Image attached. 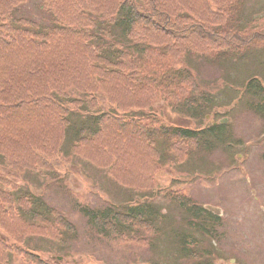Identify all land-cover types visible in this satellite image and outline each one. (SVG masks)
Instances as JSON below:
<instances>
[{
    "label": "trees",
    "instance_id": "obj_1",
    "mask_svg": "<svg viewBox=\"0 0 264 264\" xmlns=\"http://www.w3.org/2000/svg\"><path fill=\"white\" fill-rule=\"evenodd\" d=\"M29 1L0 0V264H47L43 242L63 248L77 237L64 213L17 182L27 173L58 178L70 153L143 196L121 208L78 205L96 234L154 247L167 217L149 196L159 175L234 144L228 126L202 127L213 96L184 58L238 62L264 37L243 30V0H42L49 24L18 15ZM246 81L248 104L264 119V81ZM101 96L111 109H102ZM158 102L194 126L129 118ZM166 196L195 235L216 234L219 217L173 189ZM193 234L183 233L179 244L195 258Z\"/></svg>",
    "mask_w": 264,
    "mask_h": 264
},
{
    "label": "rangeland",
    "instance_id": "obj_2",
    "mask_svg": "<svg viewBox=\"0 0 264 264\" xmlns=\"http://www.w3.org/2000/svg\"><path fill=\"white\" fill-rule=\"evenodd\" d=\"M18 15L42 24L52 21L42 8V0L25 3ZM242 18L244 31L264 37V0H243ZM250 53L244 60L221 64L198 55L183 60L213 96L202 127L227 119L224 126H228L234 144L230 149L218 147L211 153L202 152L184 166L167 168L159 175L149 196L167 217L158 223L161 231L154 247L124 243L115 237L101 238L82 213L78 205L98 210L111 204L121 208L143 201L142 195L119 182L107 169L70 153L71 162L60 169L58 178L33 173L17 177L23 190L41 195L77 228V237L63 248L49 240L43 242L47 264H264V119L251 109L245 92L248 76H261L264 81V42ZM100 101L103 110L111 109L103 96ZM134 115L135 118L127 117L139 124L150 120L148 124L152 126H158V120L183 127H193L195 122L164 102H158L153 111H134ZM0 168L5 171L2 165ZM170 189L219 216L214 236L207 233L206 238L190 230L186 212L166 196ZM183 233H194L196 244L192 247L197 257L181 253L179 241ZM187 241L193 243L189 237ZM206 250L211 255L203 257ZM15 264L31 263L16 259Z\"/></svg>",
    "mask_w": 264,
    "mask_h": 264
},
{
    "label": "water",
    "instance_id": "obj_3",
    "mask_svg": "<svg viewBox=\"0 0 264 264\" xmlns=\"http://www.w3.org/2000/svg\"><path fill=\"white\" fill-rule=\"evenodd\" d=\"M222 123H223V124H224V123H227V120L222 121Z\"/></svg>",
    "mask_w": 264,
    "mask_h": 264
}]
</instances>
